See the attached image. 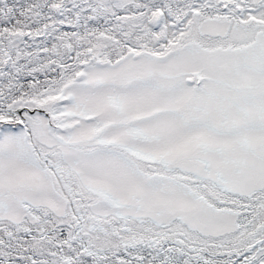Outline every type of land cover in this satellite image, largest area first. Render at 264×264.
Returning <instances> with one entry per match:
<instances>
[{
  "label": "snow or ice",
  "instance_id": "obj_1",
  "mask_svg": "<svg viewBox=\"0 0 264 264\" xmlns=\"http://www.w3.org/2000/svg\"><path fill=\"white\" fill-rule=\"evenodd\" d=\"M0 264H264V0H0Z\"/></svg>",
  "mask_w": 264,
  "mask_h": 264
}]
</instances>
